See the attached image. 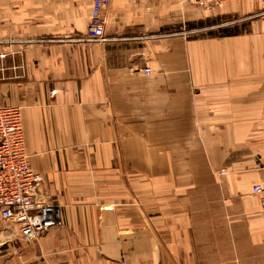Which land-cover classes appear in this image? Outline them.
<instances>
[{"label": "crops", "instance_id": "1", "mask_svg": "<svg viewBox=\"0 0 264 264\" xmlns=\"http://www.w3.org/2000/svg\"><path fill=\"white\" fill-rule=\"evenodd\" d=\"M182 2L112 0L90 43L93 0H0V105L63 219L0 264H264L259 0Z\"/></svg>", "mask_w": 264, "mask_h": 264}, {"label": "built area", "instance_id": "2", "mask_svg": "<svg viewBox=\"0 0 264 264\" xmlns=\"http://www.w3.org/2000/svg\"><path fill=\"white\" fill-rule=\"evenodd\" d=\"M183 1L209 10L238 0ZM111 3L112 0H93L89 27L81 41H108L105 14ZM43 180L30 164L21 108L0 105V220L16 229L26 242L38 241L63 224L60 205L42 189ZM252 192L261 200L264 220V182L254 184Z\"/></svg>", "mask_w": 264, "mask_h": 264}, {"label": "rangeland", "instance_id": "3", "mask_svg": "<svg viewBox=\"0 0 264 264\" xmlns=\"http://www.w3.org/2000/svg\"><path fill=\"white\" fill-rule=\"evenodd\" d=\"M233 2H237V1H233ZM181 3L182 0H181ZM227 4V3H225ZM225 4H222L216 8H213V9H209L211 12L217 10L218 8H220L221 6H224ZM212 16V15H211ZM245 18L247 19H253V18H257L258 19H264V0H259V9L258 11L250 14L249 16H246ZM222 23L220 22L217 18L215 17H211V23L207 26L210 30V34H213V35H218V33L220 32L219 30L221 29H218V25ZM201 25V24H200ZM186 27V24L183 25V24H179L178 25V28H177V32H181L183 31L182 29H184ZM200 27V26H199ZM207 29V28H206ZM224 33L221 34V37H225L227 35H230L232 33H234L233 29L232 28H229V29H226V30H222ZM259 164H261V162H259ZM227 172V167L225 166H218L215 168L214 170V174L216 176H222L223 174H225ZM264 182V181H263ZM63 226V224H62ZM61 226V227H62ZM15 234H17V231L16 229L12 228V227H8L7 225H5L1 220H0V238L2 239V241L4 240V238L6 237H12V236H15ZM45 237V236H44ZM43 237V238H44ZM41 238L40 240L38 241H34V242H31V243H35V244H40L41 240L43 239ZM30 243V242H29Z\"/></svg>", "mask_w": 264, "mask_h": 264}]
</instances>
